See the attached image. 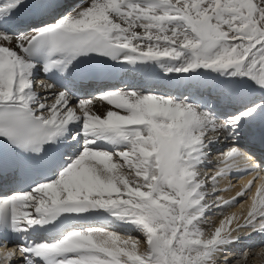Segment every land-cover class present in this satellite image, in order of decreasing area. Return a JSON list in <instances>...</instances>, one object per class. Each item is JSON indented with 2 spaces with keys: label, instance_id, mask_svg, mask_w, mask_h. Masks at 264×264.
<instances>
[{
  "label": "snow or ice",
  "instance_id": "1",
  "mask_svg": "<svg viewBox=\"0 0 264 264\" xmlns=\"http://www.w3.org/2000/svg\"><path fill=\"white\" fill-rule=\"evenodd\" d=\"M158 70L175 91H90ZM258 119L264 0H0V264L264 258L233 251L264 236ZM248 175L227 215L220 182Z\"/></svg>",
  "mask_w": 264,
  "mask_h": 264
},
{
  "label": "bare ground",
  "instance_id": "2",
  "mask_svg": "<svg viewBox=\"0 0 264 264\" xmlns=\"http://www.w3.org/2000/svg\"><path fill=\"white\" fill-rule=\"evenodd\" d=\"M46 77H40V80H45ZM120 86H135L140 88L141 90L144 91H159L161 93H165L167 94L169 92V90L175 91L176 88V82L173 81H168L165 77H163V75L161 74V72L158 70L156 73H151V74H146V73H124L122 79L117 83ZM117 84H113V85H108L105 87H111V86H116ZM103 87V88H105ZM95 88V85H93L90 88V91L92 92H98L100 90H102L103 88ZM205 95H207V93H205ZM260 93L254 92L253 93V98L255 99H259L260 97ZM215 94H213V98H214ZM226 103V102H225ZM106 107V105H97V110L99 112H103L104 108ZM262 125H264V121L258 119L255 124L252 126V133L254 134V132L256 130H258ZM224 145H220L218 149H214L213 150V154H212V159L211 162L209 163L208 167L205 169V171L208 173V170H212L211 174L209 176H211L214 173V169H215V164H216V157L219 154V150L224 148ZM251 179V178H246L241 180L240 178H237L236 176H230L228 179L222 180L220 182V189L221 191L215 193V195L217 196H222L223 199L225 200H230L233 197H237L238 199V204L236 207L230 208L227 211V215H232L233 213L237 216H242L245 215L248 211L249 208V203H245L242 201H245L246 197H238V193L243 189L244 185L247 183V181ZM234 183H236L235 185H233ZM241 183H243L244 185L242 186ZM209 188H211V186L209 185ZM241 203V204H240ZM223 217L221 215H213L210 217L209 223L213 224V225H218L220 220ZM235 226V225H233ZM132 235L138 236V233H132ZM242 236L248 235L247 233H241ZM256 235V236H255ZM254 236L256 237V239H254L249 246H246V241L244 243V246H246V248L248 249H257L259 248V246H261V242H264V236L262 235H258L254 234ZM252 237H250L247 241H249ZM252 264H264V258L261 257H257L255 260L252 261Z\"/></svg>",
  "mask_w": 264,
  "mask_h": 264
}]
</instances>
